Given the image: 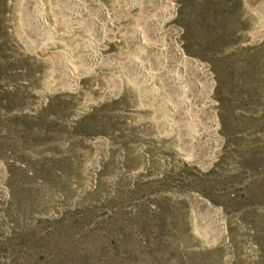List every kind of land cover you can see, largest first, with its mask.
Wrapping results in <instances>:
<instances>
[{
	"label": "rangeland",
	"instance_id": "374dc122",
	"mask_svg": "<svg viewBox=\"0 0 264 264\" xmlns=\"http://www.w3.org/2000/svg\"><path fill=\"white\" fill-rule=\"evenodd\" d=\"M77 1L0 0V264H264V3Z\"/></svg>",
	"mask_w": 264,
	"mask_h": 264
},
{
	"label": "bare ground",
	"instance_id": "6f19581e",
	"mask_svg": "<svg viewBox=\"0 0 264 264\" xmlns=\"http://www.w3.org/2000/svg\"><path fill=\"white\" fill-rule=\"evenodd\" d=\"M79 1V2H78ZM77 2L78 3H81V4H86L84 1L82 2V0H78ZM85 1H87V0H85ZM160 1V0H159ZM164 1H167V2H169L168 0H164ZM260 1V0H259ZM262 1V3H264V0H261ZM89 2V1H88ZM92 3V2H91ZM170 3V2H169ZM74 4V3H73ZM102 4V3H101ZM76 5V4H75ZM89 5H90V3H89ZM98 5V4H97ZM78 6V5H77ZM82 6V5H81ZM88 6V5H87ZM100 6V5H99ZM41 7V6H40ZM43 8V7H42ZM89 8V7H88ZM103 8H105V7H103ZM84 9V8H83ZM98 10V9H97ZM172 10V8L170 9V11ZM44 11V10H43ZM83 11V10H82ZM88 11V10H87ZM99 12V11H98ZM101 12L107 17V14H106V11H105V9L103 10L102 8H101ZM114 12V11H113ZM116 14H117V11L115 12ZM171 13V12H170ZM120 14V13H119ZM44 15V14H43ZM46 15V14H45ZM113 15V14H112ZM41 16V15H40ZM93 16V15H92ZM100 16V15H99ZM108 16H110V15H108ZM115 16V15H114ZM127 16V15H126ZM171 16V15H170ZM118 17V16H117ZM169 17V16H168ZM258 17V16H257ZM39 19H40V17H38ZM104 18V17H103ZM116 18V17H115ZM99 19V18H98ZM163 19V18H162ZM113 20V19H112ZM93 21V20H92ZM38 23H39V20L37 21ZM94 22V21H93ZM158 22V21H157ZM100 23H104V22H100ZM110 24V23H109ZM47 26V22H46V20L44 19V18H42L41 19V23H40V26H42V28L41 29H44L43 27H45L46 28V26ZM99 25V23L97 24V26ZM101 25V24H100ZM123 25V24H122ZM91 26V25H90ZM104 26V25H103ZM108 27V26H107ZM116 27V26H115ZM119 27V26H118ZM126 27V26H125ZM51 28V27H50ZM111 28V27H110ZM114 27L112 26V28H111V30H114L113 29ZM47 29H49V28H47ZM106 29H109V28H106ZM116 29V28H115ZM118 30V29H117ZM117 30H115V31H117ZM124 31V30H123ZM171 31V30H170ZM173 31V30H172ZM108 32H110V31H108ZM121 32V31H120ZM131 32V31H130ZM161 32V31H160ZM167 32V31H166ZM114 33V32H113ZM119 33V32H118ZM117 33V34H118ZM133 33V32H132ZM131 33V34H132ZM163 33V32H162ZM110 34V33H109ZM124 34V33H123ZM126 34V33H125ZM124 34V35H125ZM166 34V33H165ZM118 35H120V34H118ZM159 35V34H158ZM112 36V35H111ZM124 37V36H123ZM134 37V36H133ZM111 38V37H110ZM129 38V37H128ZM132 38V37H131ZM137 38V37H136ZM135 38V39H136ZM168 38V37H167ZM73 39V38H72ZM109 39V38H108ZM112 39H113V36H112ZM111 39V40H112ZM102 40V39H101ZM159 40V39H158ZM166 40V39H165ZM72 41V40H71ZM131 41H132V39H131ZM61 43H63V41L61 42ZM68 43V42H67ZM66 43V44H67ZM137 43L139 44V45H141V46H143L145 49L146 48H156V50L157 49H159V50H161V53L164 51V48L165 47H157V46H153V45H149V44H147L141 37L139 38V40L137 39ZM156 43V42H155ZM167 43V42H166ZM170 43H171V41H170ZM71 44V43H70ZM99 45V44H98ZM134 45V44H133ZM163 45H165V44H163ZM162 46V45H161ZM173 46H174V50H175V56H176V59H177V61H179V63L182 65L181 66V68H189V69H191V71L194 73V75H195V77H196V79L198 80V82L197 83H195L196 84V87L198 88V90L200 91V93H202L203 94V97H202V100H200V107L201 108H203V109H205L206 108V105H207V103H209L210 101L208 100V95L210 94V88H211V83H210V81H209V79H208V74H207V72L205 71V69L203 68V66L202 65H200V64H198L196 61H194V60H192V59H189V58H187V57H185L184 56V54H183V52H182V50L180 49V47H178L176 44H174L173 43ZM70 47V46H69ZM96 47V46H95ZM72 48V47H71ZM97 48V47H96ZM142 48V47H141ZM143 49V48H142ZM169 50H170V48H168ZM151 50V52L153 51L152 49H150ZM155 50V51H156ZM173 50V51H174ZM92 51V50H91ZM94 51V50H93ZM172 51V50H171ZM172 51V52H173ZM145 52V50L143 51V53ZM154 52V51H153ZM157 52V51H156ZM160 52V51H159ZM159 52H157L158 54H159ZM167 52V51H166ZM165 52V53H166ZM62 53V52H61ZM61 53H60V55H61ZM65 53V52H64ZM94 53V52H93ZM160 53V54H161ZM169 53V52H168ZM147 54V53H146ZM63 55V54H62ZM67 56V55H66ZM95 56V55H94ZM166 56V55H165ZM63 57V56H62ZM173 57V56H172ZM61 58V57H60ZM67 58V57H66ZM165 58V57H164ZM174 58V57H173ZM68 59V58H67ZM171 60V59H170ZM71 61V60H70ZM176 61V62H177ZM63 62H64V60H63ZM165 62V61H164ZM67 63V62H66ZM132 63V67H133V69L135 70V72H137L138 74H139V76L141 75L142 77H144L145 79H147V80H149L150 78H151V75H149V73H148V70H146V68L142 65V64H140V62L139 61H137V60H135L134 62H130V64ZM64 65V64H63ZM64 67H67L68 68V66L66 65V66H64ZM72 67V66H71ZM71 67H69L70 68V72H68V74H67V78H68V80L70 81V82H73L74 84H75V82H76V78H77V76H76V74H75V72L72 70V68ZM180 68V69H181ZM66 69V68H65ZM133 69L131 70V71H133ZM179 69V70H180ZM68 70V69H67ZM130 71V72H131ZM129 72V73H130ZM134 72V73H135ZM191 72V73H192ZM131 73H133V72H131ZM131 73L129 74V75H131ZM136 74V73H135ZM189 74V73H188ZM126 75V74H125ZM132 75H134V74H132ZM167 75H169V74H167ZM167 75H165V76H167ZM162 76V75H161ZM182 76V75H181ZM188 75H186V77H187ZM190 76V75H189ZM129 77V76H128ZM127 77V78H128ZM170 77L171 78H174V79H171L170 81L172 82V86H173V89H175L177 92H179V94H180V92L181 93H184V92H186V89H185V85H184V82H183V78H179L177 75H176V73L174 74H172V75H170ZM191 77V76H190ZM130 78V77H129ZM141 78V77H140ZM164 78V77H163ZM170 79V78H169ZM195 79V80H196ZM117 81H119L120 82V79H116ZM168 80V79H167ZM186 80H188V79H186ZM185 80V81H186ZM189 80H190V78H189ZM188 80V81H189ZM116 81V82H117ZM169 81V80H168ZM167 81V82H168ZM190 82V81H189ZM121 83V82H120ZM119 83V84H120ZM189 84V83H188ZM194 84V83H193ZM169 85V84H168ZM186 86H188V85H186ZM190 86V85H189ZM188 86V89L191 87H189ZM194 86V85H193ZM194 88V87H193ZM190 89H192V87L190 88ZM190 89H189V91H190ZM191 92V91H190ZM193 92H194V90H193ZM198 93V92H197ZM200 93H199V95H200ZM184 97H186V96H184ZM183 98V97H182ZM200 98V97H199ZM195 99H196V97H195ZM188 100H189V98H188ZM195 101H197V100H195ZM183 103H184V98H183ZM191 103V102H190ZM195 103V102H194ZM196 105V104H195ZM184 106V105H183ZM189 107V106H188ZM194 108H195V106H193ZM197 107V106H196ZM189 109V108H188ZM207 109V108H206ZM176 110V109H175ZM200 110V109H199ZM188 111V110H187ZM186 111V112H187ZM192 111V110H191ZM207 111V110H206ZM200 112V111H199ZM171 114V113H170ZM176 114H177V111H176ZM189 114V113H188ZM195 114V113H194ZM202 114V113H201ZM207 114V113H206ZM209 114V118L208 119H210V121H209V127H211V136L208 138V140H209V142H208V144H209V148H207V150H206V152H205V154H202V157L200 156V159H203V161L204 162H206L207 164L212 160V158L214 157V154H215V150H216V148H217V146H218V141H217V139L215 138V136H214V129H215V125H216V122H215V115H214V112H209L208 113ZM190 115V114H189ZM203 116V115H202ZM206 116V115H205ZM205 116H204V118H205ZM179 117V116H178ZM189 120H190V118H188ZM208 119H206V120H208ZM196 120V119H195ZM203 120V119H202ZM205 120V119H204ZM205 120V121H206ZM198 121V120H197ZM199 121H201V120H199ZM198 121V122H199ZM183 122H185V121H183ZM191 122V121H190ZM190 124V123H189ZM195 124H197V122L195 123ZM202 125V124H201ZM204 125V124H203ZM207 126V125H206ZM193 128V127H192ZM195 128H198V127H195ZM202 128V127H201ZM206 128H208V127H206ZM185 129L186 128H184V131H185ZM199 129V128H198ZM197 129V130H198ZM189 130V129H188ZM190 130H192L191 128H190ZM189 130V131H190ZM197 130H196V132H197ZM209 130V129H208ZM186 132H188V131H186ZM181 133V132H180ZM193 133V132H192ZM195 133V132H194ZM206 134H207V131H206ZM184 135V134H183ZM183 135H182V138H183ZM187 135H188V133H187ZM186 135V136H187ZM179 136H181V135H179ZM178 136V137H179ZM197 138H199V136L197 135V133L196 134H191L190 133V135L189 136H187V139L189 140V141H191V142H194V140L196 141V139ZM207 138V137H206ZM181 140V139H180ZM184 140H186V139H184ZM199 140V139H198ZM187 141V140H186ZM206 141V140H205ZM182 143H183V141H182ZM188 143H190V142H188ZM196 143H198V141L196 142ZM185 144V143H184ZM195 144V143H194ZM200 144V143H199ZM204 144V143H203ZM196 146H198V145H196ZM207 146V145H206ZM198 148V147H197ZM199 148H201V147H199ZM202 149V148H201ZM198 150V149H197ZM201 153V152H200ZM199 155H201V154H199ZM196 159V158H195ZM197 160V159H196ZM200 161V160H199ZM204 162H199L200 164H203ZM205 166V165H204ZM202 204L203 205H205L208 209H209V211L211 210V211H213V213H215L216 214V216L218 217V220L220 221V225H221V228H222V230H223V215L221 214V212H220V210H219V208L218 209H216V208H214L213 206H211V204H209L208 202H206L205 200H203L202 201Z\"/></svg>",
	"mask_w": 264,
	"mask_h": 264
},
{
	"label": "crops",
	"instance_id": "0c3cea01",
	"mask_svg": "<svg viewBox=\"0 0 264 264\" xmlns=\"http://www.w3.org/2000/svg\"><path fill=\"white\" fill-rule=\"evenodd\" d=\"M264 9V8H263Z\"/></svg>",
	"mask_w": 264,
	"mask_h": 264
}]
</instances>
